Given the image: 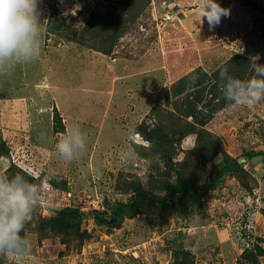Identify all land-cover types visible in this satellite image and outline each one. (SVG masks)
Masks as SVG:
<instances>
[{"label":"rangeland","instance_id":"rangeland-1","mask_svg":"<svg viewBox=\"0 0 264 264\" xmlns=\"http://www.w3.org/2000/svg\"><path fill=\"white\" fill-rule=\"evenodd\" d=\"M216 3L230 14L210 27L197 0H41L40 56L0 75V177L43 181L44 199L31 255L0 264H264V155L246 157L264 152V102L210 89L264 65V0ZM72 126L87 151L68 164L54 143ZM138 188L150 200L112 221ZM72 209L79 235L57 217Z\"/></svg>","mask_w":264,"mask_h":264},{"label":"clouds","instance_id":"clouds-1","mask_svg":"<svg viewBox=\"0 0 264 264\" xmlns=\"http://www.w3.org/2000/svg\"><path fill=\"white\" fill-rule=\"evenodd\" d=\"M41 0H0V75H7L18 65L31 62L41 54L39 4ZM198 15L215 27L222 16L230 14L216 0H197ZM174 17V15H173ZM175 19V18H174ZM173 19V20H174ZM251 60L254 73L248 80L220 71V91L229 106H252L264 102V65ZM87 151V135L79 126L60 133L54 152L71 164ZM44 199L43 181L30 182L25 175L0 177V255L27 259L32 253L28 225L36 207Z\"/></svg>","mask_w":264,"mask_h":264},{"label":"trees","instance_id":"trees-1","mask_svg":"<svg viewBox=\"0 0 264 264\" xmlns=\"http://www.w3.org/2000/svg\"><path fill=\"white\" fill-rule=\"evenodd\" d=\"M251 62H247V64L249 65ZM247 65V66H248ZM193 77V75L187 77L185 80H191V78ZM204 80H200L199 82H197V80L195 81H190L193 85H198L200 83H203ZM184 82V81H183ZM220 84H221V80H218L217 83H213L212 85H210V89L213 87L212 90H215V94L213 95V100H211V102H214L215 100H218V102H227L225 101V99L223 98V95L220 91ZM205 88H203L202 91H204ZM181 91V89H177V91L175 92V94H179ZM188 104L189 107H187L186 109L184 108H178V114L181 117H192L193 114H195L198 110V106L192 102L190 100V98H188ZM181 109V110H180ZM150 142L153 143V140H149ZM258 155H264V152H255V151H251L248 152L246 157L251 160L253 157H256ZM228 161H233L231 158H228ZM235 164V162H234ZM231 167V164L229 166V168ZM181 185L179 184V187ZM205 190H201V193H204ZM179 191H175V193H178ZM137 204H134L133 202L131 204H117L113 210V218L112 221H117L118 219H121L123 216L125 215H134L140 208V205L145 202L146 200H150L149 199V195L143 190V189H137ZM152 202H154L153 200H151ZM127 210H129V212L127 213ZM95 216H94V220L99 219V212H94ZM35 217V216H34ZM57 217L62 220L64 222L65 225H61V228H69V229H73V231L75 230L76 233L79 235L80 233L78 232V230H80L81 228V224L82 222L88 217L87 214H85L84 212H81L79 209H72V210H67V211H59L57 213ZM98 221V220H97ZM34 229L33 225L32 227H30V230ZM61 230V229H60ZM74 231V232H75ZM73 234V233H72ZM71 234V235H72Z\"/></svg>","mask_w":264,"mask_h":264},{"label":"built area","instance_id":"built-area-1","mask_svg":"<svg viewBox=\"0 0 264 264\" xmlns=\"http://www.w3.org/2000/svg\"><path fill=\"white\" fill-rule=\"evenodd\" d=\"M165 19H166V21H173L174 17L167 15Z\"/></svg>","mask_w":264,"mask_h":264},{"label":"water","instance_id":"water-1","mask_svg":"<svg viewBox=\"0 0 264 264\" xmlns=\"http://www.w3.org/2000/svg\"><path fill=\"white\" fill-rule=\"evenodd\" d=\"M129 212V210H127V213Z\"/></svg>","mask_w":264,"mask_h":264}]
</instances>
